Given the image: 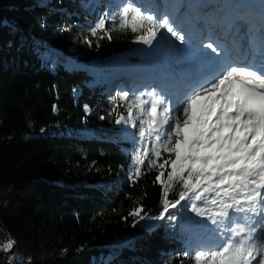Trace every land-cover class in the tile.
<instances>
[{
	"label": "trees",
	"instance_id": "1",
	"mask_svg": "<svg viewBox=\"0 0 264 264\" xmlns=\"http://www.w3.org/2000/svg\"><path fill=\"white\" fill-rule=\"evenodd\" d=\"M118 8L117 0H0V264H41L45 252L64 256L52 264H179L185 241L204 233L186 209L173 210L174 224L145 219L134 227L128 215L141 204L142 214L158 215L161 185L153 183L156 169L129 179L138 136L115 123L128 101L105 94L111 78L102 74L121 63L145 68L155 50L130 30L113 31L109 40L91 35L95 24L80 26ZM81 35L89 49L76 42ZM97 64L102 68L82 69ZM147 227L155 228L142 244L120 246L118 229ZM9 241L12 255L3 250Z\"/></svg>",
	"mask_w": 264,
	"mask_h": 264
},
{
	"label": "snow or ice",
	"instance_id": "2",
	"mask_svg": "<svg viewBox=\"0 0 264 264\" xmlns=\"http://www.w3.org/2000/svg\"><path fill=\"white\" fill-rule=\"evenodd\" d=\"M259 9L264 20V0ZM249 14L236 17L233 25L237 32L248 24ZM116 30H130L136 34V42L149 47L160 39L174 38L185 46L191 42L174 17L146 11L133 0H123L111 14L104 12L91 35L102 33L98 39L111 40ZM161 30L170 37L161 35ZM255 31L259 43L252 44L249 37L248 55L243 59L231 58L212 34L206 37L207 42L201 41V56L215 68L204 77L193 78L175 108L176 98L155 87L147 99L143 92L132 98L128 91L118 94L120 101H128L127 115L116 113L115 123L138 129L129 179L144 175L142 168L148 172L156 169L153 183L161 185L159 214H142L141 204L128 214L136 218L133 226L145 219L174 224L178 217L173 210L179 209L208 222L201 225L206 239L189 245L179 264L185 260L190 264H264V26ZM252 32L250 27L248 33ZM88 43L91 46V41ZM185 50L176 48L177 52ZM110 103L115 111L117 98ZM84 110L91 111L88 105ZM165 153L168 158L158 163ZM13 246L9 241L3 250Z\"/></svg>",
	"mask_w": 264,
	"mask_h": 264
},
{
	"label": "rangeland",
	"instance_id": "3",
	"mask_svg": "<svg viewBox=\"0 0 264 264\" xmlns=\"http://www.w3.org/2000/svg\"><path fill=\"white\" fill-rule=\"evenodd\" d=\"M118 6H120V3L118 4ZM92 7L94 8V5ZM69 10L71 11V13L76 12L74 6L71 7ZM89 24H95V23H93L92 21H88V22H85V23L84 22L83 23H80V26L87 27V25H89ZM63 28H64L65 31H70L71 30L70 25H67V24H65ZM161 35H164L163 30H161ZM163 40H164V46L162 47L161 42ZM76 42L78 44L84 45V47L86 49H89L90 48L89 47V44L86 42V39H85V37L83 35H81L80 37H78V39L76 40ZM154 44H155L156 47L160 48V54H161V56L163 58H165L167 56L168 50H169L168 49L169 41L167 39H160L158 43L155 42ZM100 65L99 64L92 65V66H90V65L89 66L88 65H84V66H82V69H84V70H89V69H93V68L94 69H99V68H102V65L101 66ZM104 68L107 70V68H109V67L108 66H105V67H103V69ZM94 84L97 85L98 84V81H95ZM122 92H124V91L122 90ZM129 96H130V98H132L134 95L129 94ZM172 107L175 108L174 105H172ZM94 115H95V117L97 119H100V117H101V115L98 112L95 113ZM136 123H137V125H139V119H137ZM120 131L123 134H125L126 136L133 137L137 133L138 129L132 128L130 126H126V125H123L122 124V126L120 127ZM71 132L73 134H75L76 133L75 128H72L71 129ZM132 150H131V152H132ZM94 172H96V171H94ZM122 177H124V176L122 175V176L111 177L108 181L103 182L101 185H102L103 188L104 187H107L109 185L115 186L121 180ZM202 222H204V220L202 218H200V217H197V219L195 220V223H197V225H198L199 228L201 227L200 223H202ZM207 223L208 222H205L204 224H207ZM209 226L211 227V225H209ZM110 227L113 228V229H117L114 226L113 223H110ZM154 228L155 227L143 228V229L136 230L135 232H124L122 229H118L117 231H118V233H120V236H119L120 237L119 240H120V244H121L120 246L131 245L133 243L134 244L135 243L136 244H142L143 243V240L147 237V234H149L150 232L154 231ZM136 233H138V234H136ZM189 245H191L190 242H187L185 244V249L186 250H188V246ZM192 246H194V245H192ZM8 251H13V250H8ZM132 251L133 252H136V248H133ZM63 258H64V256H61L59 258L58 256H52L49 252H45L42 255V258H41L40 263L41 264H52V263L57 262V260L59 261V260H61ZM129 259L132 260V261H134L135 263L140 261V257L139 256L138 257L137 256L136 257H134V256L131 257L130 256Z\"/></svg>",
	"mask_w": 264,
	"mask_h": 264
},
{
	"label": "bare ground",
	"instance_id": "4",
	"mask_svg": "<svg viewBox=\"0 0 264 264\" xmlns=\"http://www.w3.org/2000/svg\"><path fill=\"white\" fill-rule=\"evenodd\" d=\"M167 9V8H166ZM243 32V31H242ZM245 33H248V25H245L244 26V33H243V36H246ZM245 37H240V39H244ZM235 39H238V38H235Z\"/></svg>",
	"mask_w": 264,
	"mask_h": 264
},
{
	"label": "water",
	"instance_id": "5",
	"mask_svg": "<svg viewBox=\"0 0 264 264\" xmlns=\"http://www.w3.org/2000/svg\"><path fill=\"white\" fill-rule=\"evenodd\" d=\"M136 234H138V233H136ZM13 253H14L13 251H8L7 252L8 255H12Z\"/></svg>",
	"mask_w": 264,
	"mask_h": 264
}]
</instances>
